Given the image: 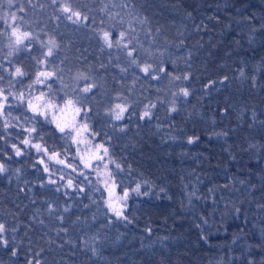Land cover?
Segmentation results:
<instances>
[{
  "label": "trees",
  "instance_id": "trees-1",
  "mask_svg": "<svg viewBox=\"0 0 264 264\" xmlns=\"http://www.w3.org/2000/svg\"><path fill=\"white\" fill-rule=\"evenodd\" d=\"M13 1L9 9L7 0H0V18L22 5L25 11L17 16L27 22L20 30L54 37L57 59L93 81L82 120L87 137L107 147L108 156L88 170L71 146L68 158L88 180L49 161L85 189L65 196L64 189L57 192L47 182L35 149L16 157L0 141V150L11 155H0L7 169L0 174V223L9 229L0 264H248L250 259L264 264V0H63L88 17L77 23L46 0H34L32 7L28 0ZM111 17L134 18V55L141 66L163 67L159 79H148L138 67L121 71L128 65L127 53L107 48L98 35L113 27ZM10 36V28L0 35V62L7 66L12 60L13 72L22 67L30 83L39 53L34 48L8 58ZM186 73L187 81L171 80ZM53 80L48 83L59 98ZM174 85L187 87L190 95L174 98L172 93L179 92ZM0 86L7 88V79ZM174 99L177 110L170 112ZM109 100L128 105L122 120L102 117ZM150 104L155 105L151 119L141 120ZM38 119L43 142L63 152L71 139L62 138L50 114L47 123ZM109 160L121 168L109 164L106 169ZM102 171L107 174L101 179L114 185L116 206L126 204L124 215L131 223L106 207L107 193L98 179ZM53 178L66 183L59 173ZM137 183L149 195L132 193ZM124 191H129L127 200ZM11 248L17 249L15 257Z\"/></svg>",
  "mask_w": 264,
  "mask_h": 264
},
{
  "label": "snow or ice",
  "instance_id": "snow-or-ice-1",
  "mask_svg": "<svg viewBox=\"0 0 264 264\" xmlns=\"http://www.w3.org/2000/svg\"><path fill=\"white\" fill-rule=\"evenodd\" d=\"M52 4L57 7V10L67 14L64 16V19L71 21L72 23H77L81 19L87 21V16H81L79 11H75L68 4H60L58 0H52ZM3 5L0 4V7ZM123 6V5H122ZM7 7L9 9L13 8V0H7ZM17 11L24 12V8L21 5ZM17 11L5 12L4 16L0 19L4 20V27L0 30V35H7L8 29H11V36L9 37V48L11 49L8 53L9 57H11L14 53L21 52L23 50H27L29 54H31L33 44L31 42L25 43L26 40L30 41L31 37L29 31H21L20 29L24 27L23 21L24 17H18ZM10 15V22L8 21V17ZM75 17V19H73ZM57 19H61V17H56ZM115 23L112 28L102 30L101 38L103 40L104 46L107 48H119L121 51L127 53L128 57V65L124 68H121L122 72L128 71L129 67H138L141 72L145 74L148 79L157 80L159 79V73L164 72L165 69L163 67L154 69L152 65L147 64L145 62L144 66H141L139 62V56L134 55L137 53V44L138 38L136 35V29L133 24V19L125 21L123 17L119 20H116L115 17H111ZM19 21V22H18ZM127 23L128 27L124 28L123 25ZM138 23H143V21H138ZM119 31V37H115V31ZM37 39L39 37H36ZM40 47L47 48V51L42 54V57H36L37 64L48 65L51 64L52 61L48 59L54 53L57 45L54 39H49L47 43L43 40L40 41ZM13 65L12 60L7 61V66L5 63L0 62V84H2L7 79L8 87L4 88L0 86V121H2V127H0V141H3V144L10 147L12 152L16 157H21L25 155V150L35 149L37 155L36 164H39L43 167L44 173L47 174V182L52 185H56V191L59 192L61 189L65 190V196L68 195V190L84 192L85 189L82 186H79L75 180V177L71 175L67 176L61 172L59 169H54L50 167L49 161L54 162L57 165H62L63 168H71L72 172H76L78 176H83L85 180H88L89 177L87 173L82 171L78 166H73L69 160L70 150L72 145H76L77 152L80 151V144L83 142V137L81 136V132L88 133V124L84 123L82 129H77L73 127L71 132L66 131L64 126L57 123L56 128L62 134V138L67 140L71 139V144L67 145L63 152L57 151L54 149H50L46 143H44V135L40 130L38 125H40L39 117H43L44 122H48V116L51 112L53 115L59 109L60 100L57 95L52 90V85L48 83L50 79H52L55 75V71H50L46 67L44 69L38 68L35 74L34 79L31 80L30 83L25 81V77L29 76V73L25 70H22V67H15L14 72L11 71V67ZM7 73V76L5 75ZM171 75V74H169ZM189 74L180 75H171V80L174 81H187L189 80ZM87 79V77H84ZM136 79H140L137 75ZM226 79V78H225ZM254 79V78H253ZM63 84V81H61ZM39 86V87H37ZM66 86V85H65ZM179 88V92H173L172 95L174 98L182 95L187 98L190 95V92L187 87L182 85H174ZM92 86L84 87L83 92L89 93L91 92ZM45 89L47 91H45ZM87 97H82L79 93H75V95L66 101V106L75 107V112L80 114L81 111H84L85 117L87 116L88 109H83V102H85ZM75 101V104H74ZM175 99L173 100L172 107H170V112H175L177 109L175 107ZM76 105H80L76 107ZM154 104L146 105L144 111L140 114V119L144 120L145 118L151 119L152 113L151 108H154ZM128 110V105L122 106L121 103H117L115 109H109L108 114L112 115L113 118L117 121L122 120L124 118V113ZM15 113V114H14ZM28 113H32L31 116ZM14 128L16 129L15 133H11L8 129ZM123 130V129H121ZM75 135H72V133ZM217 135H226V133H217ZM9 137H13L17 142H12ZM194 142L193 138H189L187 143L192 144ZM23 145V148L20 147ZM96 155L95 159L99 161H104V158L108 156V148L102 144H96ZM43 153L42 156L39 154ZM0 155H3L7 158H11V155L6 151L0 150ZM63 157V158H62ZM46 158V159H45ZM72 159H75L72 157ZM81 163L85 169L93 168V165L90 162H86L84 157L81 156ZM109 164L115 165V168L120 169L121 165L117 163L115 160H109L104 164V167L107 169ZM35 167V165H33ZM122 170V169H121ZM7 171L5 164L0 162V174H3ZM57 173H59V181H64L66 179L65 184H60L57 179L53 178ZM109 178H112L111 171L109 172ZM43 187V184H41ZM105 188L109 191V196L111 197L112 191L109 187L108 183L105 182ZM142 185L137 183L136 186L130 191L135 193L137 196H147L149 195V191H141ZM163 191V189H161ZM211 191V189H210ZM194 195V193H193ZM129 197V191H124L123 200H127ZM199 198V197H197ZM106 207L109 211L118 219V220H127L128 223H131L125 215L123 209L126 207V204L116 206L111 199L105 201ZM87 207V206H86ZM261 207H264L262 205ZM69 209L65 207L64 211L67 212ZM54 209L51 205H49V212H53ZM236 213L240 212V209H235ZM61 220L63 217H59ZM113 221L109 220V224ZM199 227V225H197ZM9 231L8 227L0 223V246L8 248L9 241L6 238V233ZM13 231H15L13 229ZM201 239H205L202 235ZM11 255L15 257L17 255V249L11 248ZM28 264H32V261H29ZM36 264H39V261H36ZM248 264H254V262L250 259Z\"/></svg>",
  "mask_w": 264,
  "mask_h": 264
},
{
  "label": "rangeland",
  "instance_id": "rangeland-1",
  "mask_svg": "<svg viewBox=\"0 0 264 264\" xmlns=\"http://www.w3.org/2000/svg\"><path fill=\"white\" fill-rule=\"evenodd\" d=\"M15 1L17 2V0H15ZM43 1H45V0H43ZM46 2L54 7V5L52 4V0H46ZM58 2L60 4H66V2H64L63 0H58ZM28 3H29V7H32L34 0H28ZM24 22H27V21H24ZM26 24H27V28L29 29L30 24L29 23H26ZM30 37H32L31 40L30 41L26 40L25 42L26 43L31 42L33 44L32 49L34 50V48H35L36 51H38L39 57H42V54L47 51V48L42 49L40 47V41L43 40L45 43H47L49 41V39H54V37H52L50 35H47L46 37L40 36L39 32H36L33 35L31 34ZM36 37H39V38L37 39ZM57 49H58V47H56V49L54 50L53 55L51 57H48V59L52 61L51 64L41 65V64H37V61L35 60V64H34V66H32V69H31L32 75H34L32 77L34 79L36 71L38 68L44 69L46 67L48 70L56 72V75L52 79H54L53 81L55 82V84L58 85L57 88L61 91V93H60L61 96H59L60 104H59V109L55 112L54 115L51 112L49 114L51 116V120L53 121V124L55 125V127H56V124L59 123V124H61V126H64L66 128V131L71 132V129L73 127L77 128V129H82V126L85 123L82 120L83 115H84V111L82 110L80 114H77L75 112V107L70 106V105L66 106V101L68 99L72 98L75 95V93H79V95L82 97H87L88 93H84L83 88L88 87V86H92L91 92H93L95 85H94L92 80H90L88 78L84 79V77H86L85 75L78 73V72L72 73L71 68H68L65 64H62V62H60L56 57ZM8 58H10V57H8ZM55 58H56L57 62L53 61ZM61 81H63V84L61 83ZM94 96L96 97V95H94ZM89 100L90 99L87 97L86 101L83 102V109H88V107H90ZM109 102L110 103L108 104V106H105L102 108V112H101L102 117L108 116L109 115L108 114L109 109H115L116 104L120 103V102H116V101H112V100H109ZM74 104H75V101H74ZM121 105L124 106L126 104L121 103ZM79 106L80 105H76V107H79ZM77 119H81V120H77ZM72 135H75V133L73 132ZM87 135H88V133L81 132V136L84 139H83V142L79 146L80 147L79 153L77 152L76 145H73V146H74V150L76 152L78 161L81 164V166H83V164L81 163V156H83L84 160L86 162H90L93 165V167H95L96 162H97V160L95 159V155H96L95 145L96 144L92 143L90 141V139L87 137ZM67 170L68 169H66V171ZM61 171L64 172V170H61ZM66 171H65V173H66ZM106 174H107L106 172L102 171L100 173V176H98V179L100 180V182H102V186L104 187V189L107 193V197H108L107 200L111 199V201L116 205L115 196H114L115 190H114L113 183H111L110 181L107 182V181H104L103 179H101L102 177L106 179ZM105 182H107L109 187L111 188V191H112L111 197L109 196V191L106 190V188H105Z\"/></svg>",
  "mask_w": 264,
  "mask_h": 264
}]
</instances>
